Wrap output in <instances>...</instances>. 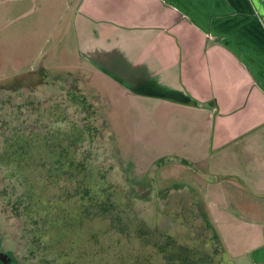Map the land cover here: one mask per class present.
<instances>
[{
  "label": "rangeland",
  "instance_id": "obj_1",
  "mask_svg": "<svg viewBox=\"0 0 264 264\" xmlns=\"http://www.w3.org/2000/svg\"><path fill=\"white\" fill-rule=\"evenodd\" d=\"M78 1L0 0V76L14 83L8 89L0 80L1 234L25 264H240L258 238L249 233L264 229L243 206L260 200L256 189L237 185L238 178L249 185L264 175V127L248 134L258 156L245 160L231 146L204 165L158 171L172 150L167 144L176 142L165 125L170 133L180 126L173 113L158 117L168 109L148 108L145 123L132 108L130 122L115 105L109 125L116 145L83 81L45 74L41 82L19 85L41 56L44 72L90 64L79 54L71 20ZM147 41L118 45L147 56ZM96 67L146 92L149 106L186 100L155 81L134 84L118 60Z\"/></svg>",
  "mask_w": 264,
  "mask_h": 264
},
{
  "label": "crops",
  "instance_id": "obj_2",
  "mask_svg": "<svg viewBox=\"0 0 264 264\" xmlns=\"http://www.w3.org/2000/svg\"><path fill=\"white\" fill-rule=\"evenodd\" d=\"M72 23L79 54L90 66L118 60L134 84L155 81L186 97L184 103L160 99L149 106L143 101L146 92L130 90L121 78L117 83L106 75L131 118L132 108L155 106L168 109L157 111L161 119L170 113L179 119L180 126L171 131L178 133L179 152L168 147L167 155L188 156L187 167L204 165L206 157L231 146L245 160L258 156L248 134L264 127V0H79ZM121 39L130 47L152 39V51L147 56L128 53L118 45ZM262 177L249 185L238 178L237 185L256 189L260 200H246L243 206L264 221ZM254 233L249 235L258 238L240 264H264V229Z\"/></svg>",
  "mask_w": 264,
  "mask_h": 264
},
{
  "label": "flooded vegetation",
  "instance_id": "obj_3",
  "mask_svg": "<svg viewBox=\"0 0 264 264\" xmlns=\"http://www.w3.org/2000/svg\"><path fill=\"white\" fill-rule=\"evenodd\" d=\"M74 12L75 11H73V15H74ZM73 15H72L71 20L73 19ZM64 38H65L64 33H62V35L59 36V39H64ZM42 57L43 56H41L37 60V64H36L37 68L35 66L36 69H34V67H33L30 70L23 71V73L20 76L24 77L23 79L26 81L24 84H19V85L21 87H24V85L30 86V84H32L34 81L35 82L36 81L41 82L43 79V75H45V74H50L53 77H58V78H73V79L78 78L79 80L83 81L84 88L86 87V88L90 89L91 96L99 102L101 109H102L103 119L105 120L111 134L114 136L115 141H116V133L110 128V125H109L110 124L109 123L110 122L109 116H110V113L112 112L114 106L118 105L119 110L123 109L124 112L127 113V114H125L126 119H128L130 122H131L132 118H131L130 113L128 114V112L125 108V104L123 105L122 101H120L118 103V100L115 99L116 97H118L117 90L115 88L111 89V88L107 87V86L113 87V85L108 84L111 82L108 79H106L107 74H105L104 72H99L98 71L99 69H96V67L90 66V64L86 65V66H82L80 64L76 65V66H73V65L72 66H66V67H63L64 71L62 70L58 73H56L53 70V67H51L50 69H46L47 71L44 72L43 70L45 67H42L43 65H41V67L38 69L40 62L42 64ZM100 73H102V74L104 73L105 75L104 74L100 75ZM10 77L16 78L15 73L10 75ZM6 78L7 77H5V76L4 77L0 76V80H2V83H4V86H6V88L14 89V88H12L14 83H9V80L7 81ZM111 78L113 80L117 81V83H118V79H115L113 77H111ZM135 109H136V113L140 114V119H142L145 123H150L151 120L149 118H147V116L150 115L149 110L143 109L141 111L140 109L137 108V106L135 107ZM165 126H166L165 132L174 138L175 136L170 134V132H168L167 125H165ZM175 135H178V133L175 132ZM116 145H118L117 141H116ZM167 146L173 147V151L178 154L179 147H176V146H178L177 142L168 143ZM168 151L169 150H167V152ZM167 152H166V155H167ZM163 158L161 157V159L159 158L158 160H162ZM184 161H186L185 156L168 155L167 160L163 161L161 165L160 164L158 165V167H159L158 171H160V169L165 171L169 168L187 167V164L189 162H187V164H186V162H184ZM188 167H190V166L188 165ZM168 178L171 179L173 177L171 175H168ZM27 261H28V259H27ZM25 262H26L25 259H20L16 255L15 250L11 248V244L9 243V239L5 238L1 234V229H0V264H25Z\"/></svg>",
  "mask_w": 264,
  "mask_h": 264
},
{
  "label": "trees",
  "instance_id": "obj_4",
  "mask_svg": "<svg viewBox=\"0 0 264 264\" xmlns=\"http://www.w3.org/2000/svg\"><path fill=\"white\" fill-rule=\"evenodd\" d=\"M184 162H186L187 163V161H184ZM206 221V226H207V228L208 227H210V228H213V230H214V227H212L211 226V223H210V221L209 220H205ZM215 235H217L218 236V234L215 232ZM219 237V236H218ZM220 239V238H219Z\"/></svg>",
  "mask_w": 264,
  "mask_h": 264
}]
</instances>
